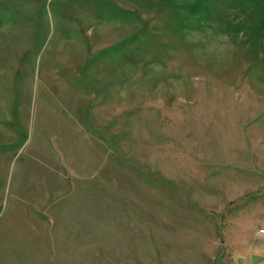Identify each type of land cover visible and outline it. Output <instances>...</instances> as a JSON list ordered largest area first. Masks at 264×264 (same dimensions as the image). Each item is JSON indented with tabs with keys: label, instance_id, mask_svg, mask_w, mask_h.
Segmentation results:
<instances>
[{
	"label": "rangeland",
	"instance_id": "374dc122",
	"mask_svg": "<svg viewBox=\"0 0 264 264\" xmlns=\"http://www.w3.org/2000/svg\"><path fill=\"white\" fill-rule=\"evenodd\" d=\"M264 0H0V264H264Z\"/></svg>",
	"mask_w": 264,
	"mask_h": 264
},
{
	"label": "built area",
	"instance_id": "2783aa9c",
	"mask_svg": "<svg viewBox=\"0 0 264 264\" xmlns=\"http://www.w3.org/2000/svg\"><path fill=\"white\" fill-rule=\"evenodd\" d=\"M259 233H261L262 235H264V229H260Z\"/></svg>",
	"mask_w": 264,
	"mask_h": 264
},
{
	"label": "crops",
	"instance_id": "0c3cea01",
	"mask_svg": "<svg viewBox=\"0 0 264 264\" xmlns=\"http://www.w3.org/2000/svg\"><path fill=\"white\" fill-rule=\"evenodd\" d=\"M16 264H20L19 261L15 262ZM3 264H5V262H3Z\"/></svg>",
	"mask_w": 264,
	"mask_h": 264
}]
</instances>
